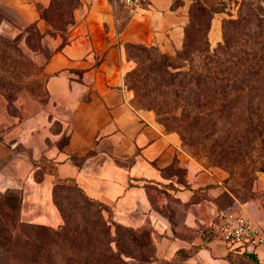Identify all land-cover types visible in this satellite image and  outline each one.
<instances>
[{
  "label": "crops",
  "instance_id": "crops-1",
  "mask_svg": "<svg viewBox=\"0 0 264 264\" xmlns=\"http://www.w3.org/2000/svg\"><path fill=\"white\" fill-rule=\"evenodd\" d=\"M50 1L0 0V35L41 26L39 6ZM172 3L149 0L131 13L115 10L111 0H79L70 42L44 65L46 99L20 91L10 112L0 91V264H31L36 227L63 225L54 199L59 180L76 182L112 207L117 223L150 229L153 264H264V244L235 250L211 231L225 211L264 224V204L224 207L228 173L194 155L153 111L136 106L125 83L135 66L126 42L182 48L189 1Z\"/></svg>",
  "mask_w": 264,
  "mask_h": 264
},
{
  "label": "trees",
  "instance_id": "trees-1",
  "mask_svg": "<svg viewBox=\"0 0 264 264\" xmlns=\"http://www.w3.org/2000/svg\"><path fill=\"white\" fill-rule=\"evenodd\" d=\"M65 4L54 2V9L46 8L40 16L48 19L49 13H59L58 6ZM226 6L225 1L219 7L198 2L185 29L183 47L175 54L157 45L126 42V56L136 67L126 74L125 83L135 93V105L137 100L158 113L181 108L187 141L211 139L217 147L213 146L215 156L235 158L264 136V0H242L239 17L230 20L232 41L225 33V43L212 52L211 19ZM31 24L38 29L37 22ZM195 55L214 56L216 64H201ZM223 196L234 201L226 192ZM54 199L64 223L59 228L36 227V239L30 243L33 264H150L157 259V254L124 253L122 229L130 234L149 230L155 253L151 230L117 223L112 207L91 198L76 182L57 181ZM122 254L135 261H126Z\"/></svg>",
  "mask_w": 264,
  "mask_h": 264
},
{
  "label": "rangeland",
  "instance_id": "rangeland-1",
  "mask_svg": "<svg viewBox=\"0 0 264 264\" xmlns=\"http://www.w3.org/2000/svg\"><path fill=\"white\" fill-rule=\"evenodd\" d=\"M111 1L115 10L122 8L121 5L114 4L113 0ZM186 1H189V7L187 10L188 22L185 25V29L190 23L192 10L198 2L213 7H219L221 1L227 2L224 11L214 13L211 19L209 31L211 51L214 52L220 44L225 43V33H227L229 39L232 41V23L230 20L239 17L240 3L242 0H173L171 7L175 8L184 4ZM54 2H66V4L64 7L58 6L60 7L57 10L59 13H49L48 19H44L41 16L40 21L42 24L41 26L39 24L37 25L38 29L34 27V24H28L22 27L21 32L13 37L0 35V91L7 101V107L10 112L16 111V101L20 91H27L30 97L38 98L41 101L46 99L47 73L44 70V65L54 52L60 50L67 40H71V29L76 23L74 11L79 3L76 4L75 0H51L49 5L39 6L40 14L46 8L54 9ZM217 31L219 33V41L213 40L211 43V36ZM158 47L160 48V46ZM177 50L173 52L162 51L175 54ZM195 56L196 61L201 64L202 62L208 63L209 66L216 64V59H213L214 56ZM132 61L135 63L134 67H136V62L133 59ZM136 105L139 108L153 111L157 120L164 125L165 129L177 132L183 144L194 155L204 159L206 164L218 166L228 173L223 185L226 188L225 192L230 194L234 201H231V199L228 200V198L222 195L220 203H224L222 204L224 207L227 208L230 206L235 208L238 205L254 200H259L264 204V136L252 142L247 152H241V155L235 158H232V155L215 156L216 154L214 152L217 147L213 145L211 139L196 141H187L185 139L182 132L186 133L183 126H187V122L181 117V108L172 109L166 113H158L154 108L139 104L137 100ZM165 118L169 119L165 120ZM65 138H62V141ZM232 192L236 193L239 198H236ZM170 206H172L174 212L181 211V207L178 205L172 203ZM112 230L115 232L116 227L113 226ZM127 232L122 229L124 253H126V250H129L136 255L149 253L150 255L156 256V253H154V244H149V241H151V233L149 230L144 229L141 232H131V234ZM113 246L116 247V244L114 243ZM122 256L126 261H135L133 257H126L124 254ZM32 262L31 264H33ZM153 263L154 261L150 264Z\"/></svg>",
  "mask_w": 264,
  "mask_h": 264
},
{
  "label": "built area",
  "instance_id": "built-area-1",
  "mask_svg": "<svg viewBox=\"0 0 264 264\" xmlns=\"http://www.w3.org/2000/svg\"><path fill=\"white\" fill-rule=\"evenodd\" d=\"M149 0H113L131 13L142 9ZM213 236L232 249L244 250L248 245L264 244V224L243 211H225L211 224Z\"/></svg>",
  "mask_w": 264,
  "mask_h": 264
}]
</instances>
